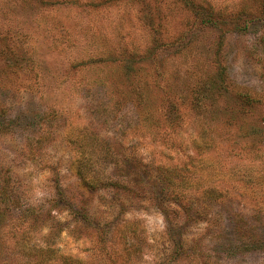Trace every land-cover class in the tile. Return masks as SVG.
<instances>
[{
  "label": "rangeland",
  "instance_id": "1",
  "mask_svg": "<svg viewBox=\"0 0 264 264\" xmlns=\"http://www.w3.org/2000/svg\"><path fill=\"white\" fill-rule=\"evenodd\" d=\"M0 264H264V0H0Z\"/></svg>",
  "mask_w": 264,
  "mask_h": 264
}]
</instances>
